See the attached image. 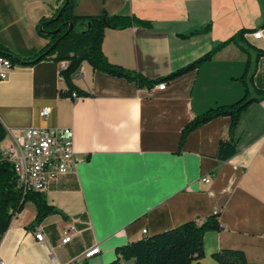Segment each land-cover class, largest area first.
I'll return each mask as SVG.
<instances>
[{
    "label": "crops",
    "instance_id": "obj_1",
    "mask_svg": "<svg viewBox=\"0 0 264 264\" xmlns=\"http://www.w3.org/2000/svg\"><path fill=\"white\" fill-rule=\"evenodd\" d=\"M64 2L0 0V44L21 59L34 57L49 42L41 19L53 17ZM75 3L76 15H126L149 23L107 28L102 47L110 63L150 80L167 77L241 30L247 51L232 42L198 68L161 81L164 88L160 82L140 86L85 60L72 79L90 94L76 97L63 94L68 83L61 71L68 61L13 63L0 82V121L7 130L0 145L27 127H69L79 161L44 192L57 212L36 221L37 206L28 199L12 217L0 237V260L109 264L120 247L219 213L223 228L206 231L204 254L192 264H219L214 255L222 248L240 249L249 264H264V95L253 94L258 100L242 113L233 137L226 115L185 131L208 109L244 95L248 55L254 85L264 91V0ZM206 26L205 32L182 35ZM257 30L260 38L254 37ZM231 138L238 152L221 159L219 146ZM70 228L72 238L63 243ZM97 246L98 253L84 257Z\"/></svg>",
    "mask_w": 264,
    "mask_h": 264
},
{
    "label": "trees",
    "instance_id": "obj_2",
    "mask_svg": "<svg viewBox=\"0 0 264 264\" xmlns=\"http://www.w3.org/2000/svg\"><path fill=\"white\" fill-rule=\"evenodd\" d=\"M66 1L53 17L43 18L39 23L41 33L49 39L48 44L42 51L32 58L21 59L0 44V54L10 58L12 63L19 61L23 64H32L47 57L58 61H68L69 64L61 71L68 83V90L63 94L72 95V97H74L73 92H76L79 96L90 94L77 87L72 79L73 74L85 60L89 61L96 69L115 76L136 80L140 86H151L154 83L173 79L198 68L204 61L212 59L219 50L232 42L240 44L241 48L247 51V48H244V44L241 42L246 30H241L238 34L216 44L211 51L172 72L167 77L150 80L141 74L110 63L102 47L107 28H125L132 24L149 25L148 22L135 16L109 15L107 13L89 16L76 15L74 14L75 0H69L67 3ZM59 12H61L60 16L55 19ZM71 23H73V29L69 30ZM208 28L207 26L200 27L182 35L185 37L191 36L205 32ZM248 72L250 74L247 78L246 75L241 77L245 84V93L239 100L208 109L192 120L185 131L200 126L220 115H226L230 117L229 132L233 137L242 113L251 103L258 100L253 94L264 95V91L257 89L254 85L255 68H252L249 55L247 56ZM6 135L7 130L0 121V143L6 138ZM237 152L236 142L231 138L222 141L218 156L226 160ZM28 199L33 200L37 206L36 221L58 211L48 203L44 192L29 191L26 194L22 192L17 185L12 163L3 158L0 152V237L9 227L12 217ZM222 228L219 213H214L201 220H188L176 227L154 235H146L142 239L118 248L117 258L109 264H123L125 261H132L133 264H192L194 259L204 254L203 237L206 231L221 230ZM214 257L219 264H249L244 251L240 249L222 248L215 253Z\"/></svg>",
    "mask_w": 264,
    "mask_h": 264
},
{
    "label": "built area",
    "instance_id": "obj_3",
    "mask_svg": "<svg viewBox=\"0 0 264 264\" xmlns=\"http://www.w3.org/2000/svg\"><path fill=\"white\" fill-rule=\"evenodd\" d=\"M261 35L262 30L254 33L255 38H260ZM12 65L10 58L0 54V82L8 76ZM158 86L164 88L166 83L160 82ZM73 96L76 97L77 93L73 92ZM49 113L48 107L41 111L44 117ZM0 152L3 158L12 163L17 185L24 194L29 191L45 192L57 177L75 170L79 161L74 148L73 132L69 127H27L12 135L8 143L1 144ZM209 180L205 178V181ZM72 230L73 228L65 230L63 243L71 240ZM35 237L38 241L44 240L41 228H36ZM99 250L97 246L86 251L84 257H91ZM0 264H3L2 260Z\"/></svg>",
    "mask_w": 264,
    "mask_h": 264
},
{
    "label": "water",
    "instance_id": "obj_4",
    "mask_svg": "<svg viewBox=\"0 0 264 264\" xmlns=\"http://www.w3.org/2000/svg\"><path fill=\"white\" fill-rule=\"evenodd\" d=\"M69 0L66 1V3L68 2ZM61 12H59L56 16H55V19H57L59 16H60ZM73 29V23L70 24V27H69V30Z\"/></svg>",
    "mask_w": 264,
    "mask_h": 264
}]
</instances>
